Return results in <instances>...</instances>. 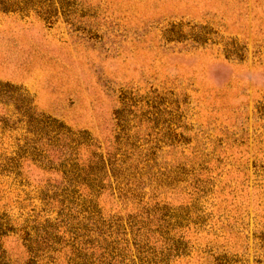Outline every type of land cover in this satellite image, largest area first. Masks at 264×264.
I'll use <instances>...</instances> for the list:
<instances>
[{"label":"rangeland","instance_id":"374dc122","mask_svg":"<svg viewBox=\"0 0 264 264\" xmlns=\"http://www.w3.org/2000/svg\"><path fill=\"white\" fill-rule=\"evenodd\" d=\"M37 115L67 133L33 164ZM74 166L142 197L105 191L102 214L148 222L142 204L166 202L187 247L74 219L50 260L8 233L2 264H264V0H0L1 220L54 219L42 191L75 185Z\"/></svg>","mask_w":264,"mask_h":264},{"label":"trees","instance_id":"16d2710c","mask_svg":"<svg viewBox=\"0 0 264 264\" xmlns=\"http://www.w3.org/2000/svg\"><path fill=\"white\" fill-rule=\"evenodd\" d=\"M32 119L36 120L39 125H43L48 128L45 141L40 145H35L39 142V139L33 140L34 145L31 146L28 157L33 164H36L37 161L45 160L44 156L46 154L56 149V142L58 139L62 138L67 133L64 125H60L56 120H52L44 116H33ZM37 131V128L34 129V132ZM51 134H57L55 137ZM64 139V138H63ZM10 160V158H8ZM61 159V156L58 158ZM67 161L66 156L64 157L63 162ZM49 162H52L49 159ZM52 168H49V170ZM102 168L90 167L85 170L83 168L77 170L76 166L72 169L61 170L63 174L69 173L75 175V179H79L75 185H71L70 182L61 188L55 187V189H43L42 193L44 197H41L40 201L45 207L47 204H53L56 211V216L54 219L44 218L37 224L35 228L30 230L20 229L18 226L12 227L10 223L3 222L0 217V241L10 232H27L23 235V245L27 248L28 252L33 254L32 258L37 259L39 256L46 255L47 259H52V253L57 251L56 246H59L63 243L65 239H60L56 237L58 234V227L63 228L61 231L66 233L73 238L75 235L74 231H77L76 227L73 225V220H78L77 224H80L83 229L88 225H92L93 230H98V233L102 232L103 234H121L125 235L130 233L133 237H140L141 234L147 236L145 240H138L134 243H149L152 246H160L163 248L166 246H172L174 252H178L181 249L187 247L188 241L185 240L183 235L177 234L174 225H172L170 220V205H167L166 202H144L142 207H151L150 211L153 213L154 219L148 222L138 221L135 213L127 212L124 214L117 211L116 213H105L102 214L101 208L99 207L98 197L101 193H113L116 192L119 194L121 199H125V196H129V190L126 189V185L122 184V180H119V173L112 174L107 176V174H101ZM102 175V176H101ZM108 177V178H105ZM113 177L114 180L111 181L110 178ZM51 192L52 196H47L46 194ZM91 193L89 200L81 198V194ZM131 199H138L137 204H140L142 197L136 196L134 192H131ZM90 194V195H91ZM75 195H79L74 198ZM46 197V198H45ZM81 198V199H80ZM128 198V197H127ZM126 198V199H127ZM80 199V201H77ZM91 206V208H89ZM92 209V210H91ZM162 216V217H160ZM75 217V218H74ZM18 228V229H16ZM27 229V227H26ZM31 231L36 234H31ZM143 232V233H141ZM51 251H47L51 249ZM226 252H229L226 250ZM226 252L222 253L226 255ZM221 254V255H222ZM237 252H235V256ZM166 257V256H164ZM226 257V256H223ZM4 261V250L0 247V264Z\"/></svg>","mask_w":264,"mask_h":264}]
</instances>
